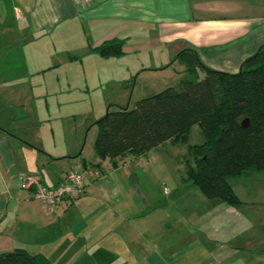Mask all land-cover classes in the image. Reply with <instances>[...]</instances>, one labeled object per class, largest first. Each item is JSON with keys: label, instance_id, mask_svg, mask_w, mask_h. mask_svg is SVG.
<instances>
[{"label": "crops", "instance_id": "0c3cea01", "mask_svg": "<svg viewBox=\"0 0 264 264\" xmlns=\"http://www.w3.org/2000/svg\"><path fill=\"white\" fill-rule=\"evenodd\" d=\"M114 38L124 48H165L146 61L147 71L194 48L206 66L235 73L264 45V0H0V253L24 248L54 264H264V185L251 184L264 182V171L235 177L244 195L230 182L242 200L235 206L207 198L185 177L171 190L136 181L126 164L151 162L162 144L127 155L122 166L96 155L86 167L79 146L57 151L13 128L22 111L3 96L17 89V78L87 43L83 58L97 61L109 80L119 74L118 57L91 49ZM64 159L70 166L56 162ZM69 170L85 171V191L73 202L46 209L21 187L30 173L56 186Z\"/></svg>", "mask_w": 264, "mask_h": 264}, {"label": "trees", "instance_id": "16d2710c", "mask_svg": "<svg viewBox=\"0 0 264 264\" xmlns=\"http://www.w3.org/2000/svg\"><path fill=\"white\" fill-rule=\"evenodd\" d=\"M124 45L125 40L114 38L92 52L117 57L124 54ZM175 60L186 65L191 77L182 80L180 90L166 87L141 98L134 108L110 105L95 122L96 155L117 165L127 155L142 156L167 141L183 142L199 124L205 141L191 147L195 163L186 160L185 179L209 199L240 205L230 178L264 171V45L235 73L206 66L194 48L181 50ZM0 264L54 263L43 253L17 248L1 252Z\"/></svg>", "mask_w": 264, "mask_h": 264}, {"label": "rangeland", "instance_id": "374dc122", "mask_svg": "<svg viewBox=\"0 0 264 264\" xmlns=\"http://www.w3.org/2000/svg\"><path fill=\"white\" fill-rule=\"evenodd\" d=\"M89 47L87 43L72 46L69 48L70 54L66 51L61 57L50 55L43 58L38 61L39 65L55 61L54 66L45 67L31 77L24 72L23 78H17L14 82L19 84L17 89L4 90L6 95L3 96L14 108L22 111L13 125L21 135L57 151L77 145L81 160H87L88 164L96 159L94 142L99 128L95 122L106 114L110 105L111 109H117V106L134 108L141 98L159 93L166 87L173 86L180 90L182 80L191 77L181 60H175L160 70H144L147 60L151 61L163 51L166 53L161 46L147 45L143 48L125 47L124 54L114 61L119 74L105 80L100 76V73H104L101 72L102 66L82 56L81 51ZM130 67H138L132 75L129 73ZM204 141L202 127L195 124L185 141H167L155 149L153 159L151 155L149 157L152 163L147 158L134 159L126 164V168L134 169L136 181L171 190L175 184L183 181V177L187 178L186 160L195 163L191 147ZM66 160L56 162L70 166ZM123 163L119 161L117 165L122 166ZM230 182L240 195H244L245 184L242 185L235 177L230 178ZM251 184L258 186L264 185V182Z\"/></svg>", "mask_w": 264, "mask_h": 264}, {"label": "built area", "instance_id": "2783aa9c", "mask_svg": "<svg viewBox=\"0 0 264 264\" xmlns=\"http://www.w3.org/2000/svg\"><path fill=\"white\" fill-rule=\"evenodd\" d=\"M84 173L85 171L69 170L56 186L44 184L40 173H30L22 177L21 187L31 190L46 209H52L82 196L86 188Z\"/></svg>", "mask_w": 264, "mask_h": 264}]
</instances>
